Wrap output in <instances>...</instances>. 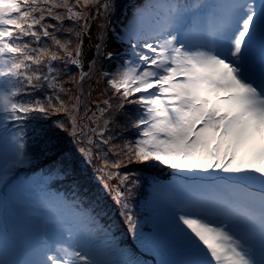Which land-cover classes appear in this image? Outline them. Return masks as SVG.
<instances>
[{"label": "snow or ice", "instance_id": "snow-or-ice-1", "mask_svg": "<svg viewBox=\"0 0 264 264\" xmlns=\"http://www.w3.org/2000/svg\"><path fill=\"white\" fill-rule=\"evenodd\" d=\"M95 2L0 0V141L9 152L7 167L29 161L24 126L34 114L63 110L71 120L73 137H84L86 128L104 136L103 131L81 123L98 119L95 113L88 115L87 106L77 119L84 81L96 62L83 71L82 40L73 48L71 39L62 41L55 35L59 30L55 24L45 22L81 19L83 13L74 8ZM102 7L107 10L109 5ZM61 8L63 14L57 11ZM200 8L208 9L205 16L187 18ZM145 14L152 17V24L118 37L127 40L130 52L116 72L104 73L115 95L141 109L132 125L138 138L118 151L110 150L129 162L154 161L178 171L226 173L258 179L264 186V0L259 13L253 0H216L211 5L157 0L141 16ZM96 47L99 53L100 45ZM106 56L111 59L113 53ZM58 61L81 69L77 80L81 94L69 96L71 105L59 95L68 90L62 85L57 88ZM45 86L56 93V104L52 96L46 97L47 103L29 98ZM98 110L102 116L105 110ZM55 128L68 131L61 122ZM45 135L44 149L49 154L57 146L56 133ZM88 143L95 141L88 137ZM79 151L91 161L90 149ZM122 163L116 161L111 167L119 169ZM108 176L121 184L131 178L119 172ZM122 196L117 189L118 203ZM173 215L175 235L191 256L181 264H264V187L258 196L243 202L193 196L178 203ZM66 239L72 242L42 237L35 258L14 264H120L109 258V250L96 245L91 232L73 240L69 230ZM0 264L9 262L0 259Z\"/></svg>", "mask_w": 264, "mask_h": 264}, {"label": "trees", "instance_id": "trees-1", "mask_svg": "<svg viewBox=\"0 0 264 264\" xmlns=\"http://www.w3.org/2000/svg\"><path fill=\"white\" fill-rule=\"evenodd\" d=\"M183 1L185 0H179L180 3ZM196 1L194 3H197ZM213 1L205 0L201 4L211 5L214 3ZM200 9L205 10L207 8ZM57 11L61 12L64 9H57ZM45 22L55 24L57 29H59L55 32V35L62 41L71 39L73 48L81 41V35L77 37L72 33L82 32L81 34H83L85 32V27L82 23L77 22L75 18L73 20L64 19L62 22L46 19ZM67 29H71L72 32L66 31ZM50 31L52 30L50 29ZM100 32L97 35L104 39L103 34H100ZM92 33L90 32V35L95 41ZM100 38L97 40L96 46L100 45ZM46 43L55 50L51 40H47ZM102 52V50L99 53L95 52V49L92 48L89 57V64L95 61L100 65L98 68L101 71L105 68L104 62L109 60L105 57L102 58ZM121 55L122 53L119 52L113 57L116 59ZM69 65L73 66L69 68V73L65 75L64 72L58 78V80L62 81L60 84L64 88L66 86L65 89L70 85L71 80L75 84L81 72L79 67ZM88 70L89 65L87 70L86 64L83 65V71ZM42 71H45V69H42ZM88 80L89 78H86L84 81L87 87L89 85ZM70 88L74 89V85ZM83 91L85 96L86 94L88 95L86 90ZM55 95L56 93H54L53 89L45 86L37 89L32 97L29 98L40 99L47 103L46 97L52 96V102L56 104ZM59 95L69 105L73 103L72 100H69V96H74L73 94L68 97L62 93H59ZM114 100L118 101V105L124 104L121 105L122 109H124V121L122 118L123 136H119L120 132L116 130V127L114 128L112 121H109V117L104 114L102 116L101 113L99 114L98 124H91L87 120L81 121V123L89 124L92 128H97L98 131H103L105 138H109L110 142L108 144L101 143L100 137L88 131L87 128L85 129L84 137L79 135L73 137L70 135L71 120L63 110L59 112L51 111L46 116L34 114L24 126L26 152L29 161L23 165L7 167L9 152L3 141H0V206L2 208L4 206V209L11 208L14 205L34 211L38 209L39 216L41 212L47 214V216L52 213L56 217L55 221L58 225L65 221L63 218L68 217L65 215V208L69 204L75 203L80 206H86L89 204L87 201L91 198L104 206L101 212L95 213L92 219L96 221V225L108 232L107 235L103 236L95 235V243L100 246L98 243L105 241V239L106 241L108 240L112 246L110 249H113L112 254L115 256V261L121 262L123 260V262L137 264V262L132 263V260L135 259L136 254L140 255L143 253V258L148 259L144 264H181L169 256L165 247L159 245L157 239L153 237L155 225L151 223L153 212L150 207L149 197L153 194L152 188H160L162 190L165 183H177L180 188L187 184L209 188L211 187V182H209L211 174L174 169V174L168 177L166 176L167 174L162 176L161 173L150 170L151 164L158 165V162L150 161L143 164L137 163L135 160L129 162L123 155L121 158L115 159L116 151L119 150L118 145L122 147L125 143L138 138V130L132 125L140 116L141 109L134 104H125L120 96L114 98ZM84 110L85 108L81 107L80 104L78 120L84 116ZM88 115L91 116L92 114L90 115L89 112ZM99 120L100 123L103 122L102 128L99 127ZM58 122L64 123L68 131L56 129L55 125ZM105 122H107L106 127ZM53 131L56 133L57 146L53 152L46 154L44 149L45 133L51 135ZM88 137H92L95 143L89 144L87 142V144L85 140H88ZM111 138L113 141H111ZM97 145L99 146L97 147ZM81 148L91 150L92 159L90 162L85 159L80 151L79 153L77 152ZM110 149H116V151ZM106 160L108 161L107 165L105 164ZM116 161H123L119 169L111 167L112 163ZM109 172H119L121 176L128 174L131 178L121 184L118 178H109ZM117 189L123 193L119 203L116 200ZM91 194L95 195L96 198H93ZM105 208H107V211ZM129 217H131L130 221ZM0 219L3 220L2 209H0ZM23 220L28 223V228L17 227L19 231L7 226L2 228L0 221V237L5 236L13 241L8 246V251L0 253L2 260L8 261L9 264L33 259L35 250L39 247L41 236L36 235L38 231L37 221L33 218ZM68 220L71 224L69 227L73 228L69 230L73 231L78 229L79 225L84 224L83 220L85 218L80 213L77 218L73 217L71 220L68 218ZM130 226L135 227L134 232L129 231ZM17 233L27 237L18 240L19 235Z\"/></svg>", "mask_w": 264, "mask_h": 264}, {"label": "rangeland", "instance_id": "rangeland-1", "mask_svg": "<svg viewBox=\"0 0 264 264\" xmlns=\"http://www.w3.org/2000/svg\"><path fill=\"white\" fill-rule=\"evenodd\" d=\"M197 1L199 3L205 2V0ZM215 2L216 0H214V3ZM261 2L262 0H253V4L256 8L257 13H259V5L261 4ZM105 3L109 5L107 10L102 7V5H104ZM155 3H157V0H96L95 4H90L87 7L81 6L74 8V11L83 13L82 18L77 19V22L82 23L84 27L85 25H87V28H85V32H83V34H81L80 36V39L83 42V56L81 59L83 61V65L86 64V70L89 65L90 50L94 48L95 52H97L96 44L97 40L100 38L97 34L101 30L102 32H100V34L102 33L104 37V39L100 38V51H103L101 54L102 58H108L106 56V53L108 52L113 53V55H116L119 52L122 53V55L116 59L115 57H112L111 59L105 61V68L102 71L98 68V66L100 65L98 63L95 64V72L91 74L88 80V87L84 82L81 95V107L85 108L86 105L87 108L90 109V115L92 113H95L98 118L100 116V111L98 109H104V115L109 117V121H112V123L114 124V128L116 127V130L120 132L119 136L124 135L122 127V118L124 121V109H122L121 107L123 103L121 105H118V101L114 100V98H118L119 96L115 95L112 89L108 87L104 73L116 72L123 60L127 58V54L130 52V47L127 40H121L118 39V37H125L126 34L133 28L146 29L150 24H152V17H150L149 15L141 16V13H146L147 11H149L150 5H154ZM188 3L191 4L190 1H185V4ZM61 13L63 14L64 11H61ZM201 14V16L206 15L205 13ZM193 15H198V10L188 13L187 18L192 17ZM90 32H93L92 34L94 35L95 41L93 40L92 35H90ZM258 51L259 47L257 44L255 54L256 56ZM258 59L259 56L257 57V60ZM55 67L59 69V78L64 72L65 75H67L69 73V68L73 66H70L69 64H64L62 61H58L55 62ZM74 67L77 66L74 65ZM58 81L59 83L57 85L59 88L61 86L60 83H62V81ZM72 81L73 80H71L70 85L67 86L66 90H68V92H62V94H65V96L67 97L70 94H73L74 96L81 94L78 91L77 81H75V84H73ZM72 85H74V89L70 88ZM83 90H86L88 95L86 94L85 96ZM89 93H91V95H89ZM105 100L108 101V104L104 103ZM97 121L98 119L90 121V123L98 124ZM102 126L103 122L100 123L99 120V127L102 128ZM112 135L114 137H117L115 134ZM99 137L101 140H109L108 137L105 138V135L103 137ZM111 141H113L112 138ZM85 142L87 143L88 140H85ZM118 148H120L119 145ZM77 152L79 153V150H77ZM121 156L122 154H116L115 159H119L121 158ZM150 170L153 172L161 173L162 176L166 175V173V176L168 177L174 174V169L162 164H151ZM199 173L203 174L202 172ZM209 177V182H211V187L209 188H206L204 186L197 187L193 184H187L184 187L180 188L177 183H165L162 190L160 188H152L153 194L149 197V202L151 210L153 212L151 223L155 225L153 237L157 239V243L159 245L165 247L169 256H171L173 259H176L180 263L190 259L191 256L186 246L176 237L174 232L173 213L174 208L178 203L193 196H210L213 198L219 197L224 199H230L235 202H243L247 199H251L254 196H258L259 192L261 191V188L264 187L261 185L258 179L248 180L241 176H233L226 173H211ZM221 179H223L224 181ZM91 195L93 198H96L95 195ZM87 203L89 204L86 206H80L79 204L75 203L69 204L67 208H65V215H67L68 217L63 218V220H65L64 223H68L61 225L51 223L52 220H56V217L52 213H49V216H39L38 209L34 211L28 208H20L17 205H14L13 207L11 206V208L4 209V206L3 208L2 206H0V209H2L3 217V220L0 219L1 227L5 228L7 226L13 229L15 228L16 231H19L17 227L28 228V223H26V221H24L23 219L33 218L37 221L39 227L36 235L41 236V238L47 236L50 241L57 239H65V242H72V240L66 239L68 237L69 229H73L69 227V225L71 224L69 223L68 218H70V220L73 217L77 218L78 216H80L81 213L82 217L85 218V220H83L84 224L79 225L80 227H78V229L71 231L73 240L77 236L87 232H91L93 234V237L95 235H107L108 232L96 225V221L92 219L95 213L101 212V209L104 206L100 202L94 201L91 198L87 201ZM105 210L107 211V208H105ZM18 235V240H22L23 238L25 239V237H27L23 234ZM12 243L13 241L11 238L1 236L0 253L8 251V246ZM98 244H100V249L106 248L107 250H109L110 259H115V256L112 254L113 249H110V247L112 248V246L108 242V240L106 241L105 239V241H101ZM142 255L143 253L140 255L136 254L135 259L132 260V263H146L148 259L146 260L145 258H143ZM0 259H2L1 256ZM120 264H124L123 260L120 262Z\"/></svg>", "mask_w": 264, "mask_h": 264}, {"label": "bare ground", "instance_id": "bare-ground-1", "mask_svg": "<svg viewBox=\"0 0 264 264\" xmlns=\"http://www.w3.org/2000/svg\"><path fill=\"white\" fill-rule=\"evenodd\" d=\"M145 15H147V14H145Z\"/></svg>", "mask_w": 264, "mask_h": 264}]
</instances>
